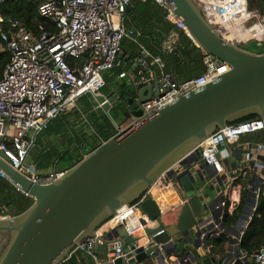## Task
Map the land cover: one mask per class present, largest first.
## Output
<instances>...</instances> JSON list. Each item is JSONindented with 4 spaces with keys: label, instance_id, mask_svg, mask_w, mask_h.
Masks as SVG:
<instances>
[{
    "label": "water",
    "instance_id": "water-1",
    "mask_svg": "<svg viewBox=\"0 0 264 264\" xmlns=\"http://www.w3.org/2000/svg\"><path fill=\"white\" fill-rule=\"evenodd\" d=\"M164 1L182 19L193 43L227 63L230 70L199 90L181 93L173 103L152 113L144 112L142 104L160 95L161 83L135 89L139 101L130 99L132 106L128 107L133 121L89 153H81L82 159L50 185L35 183L0 152L3 176L33 200L21 214L2 215L0 264H63L78 245L96 237L103 224L135 203L217 130L251 116L264 120V53L251 51V45L227 41L208 23L194 0ZM248 1L251 5L255 2L264 14V0ZM126 23L130 25V20ZM132 32L137 33L136 29ZM173 57L179 60L177 53ZM95 100L104 112L112 109L105 96ZM180 184L188 201L171 228L159 234L164 227L156 225L146 228L143 235L130 236L118 227L105 236L108 254L115 255L118 245L122 249L123 256L115 264H236L241 253L232 245L218 256L208 257L207 252L216 248L211 247L213 237L208 233L211 219H206L210 206L204 197L205 185L197 184L192 174L182 177ZM140 209L154 220L160 215L152 199Z\"/></svg>",
    "mask_w": 264,
    "mask_h": 264
},
{
    "label": "built area",
    "instance_id": "built-area-1",
    "mask_svg": "<svg viewBox=\"0 0 264 264\" xmlns=\"http://www.w3.org/2000/svg\"><path fill=\"white\" fill-rule=\"evenodd\" d=\"M27 1L40 2L39 14L52 20L58 31L54 34L44 32L39 36L30 32L19 20L5 18L0 12L1 50L9 53V62L0 79V152L9 157L14 169L23 173L36 137L46 131L54 119L74 107L77 99L84 94L91 93L95 97L106 95L109 86L105 75L113 71L123 41L132 37L133 33L126 26L127 10L139 0ZM153 1L165 10L167 21L187 34L182 19L177 18L170 5L164 0ZM194 2L208 23L227 41L242 47L253 43L264 45V15L252 8L248 0ZM4 3L5 0H0V7ZM164 50L175 53V46L168 41ZM202 52L205 71L187 80L181 81L174 73L168 72L164 59L145 49L137 61L138 71L122 73L120 78L128 77L138 85L161 83L160 95L142 104L144 112L152 113L173 103L181 93L199 90L230 70L227 63ZM68 59L83 61L76 69ZM256 133L264 134V120L261 118L217 130L168 169L135 203L124 207L117 216L103 224L96 237L87 238L78 245L70 258L84 252L91 264H115V260L123 256L119 245L115 255L108 254L103 259L98 257V251L105 245V236L111 231L123 227L128 235L137 236L156 225L164 227L159 234L171 228L177 222L180 208L188 201L180 179L191 175L199 164L212 168L216 179H223L221 198L210 207V237H220L224 232V218L227 214L232 216L241 205V191H246L251 197V207L245 212V221L236 231L234 240L233 247L240 250V243L264 195V174L261 175L253 164H245L236 172L231 171L221 158V148L237 146L243 137ZM251 150V145L243 149L248 161L257 159L249 154ZM263 152L264 142L260 141L256 144L255 153L262 155ZM62 175L63 171H51L29 177L35 183L50 185ZM0 176H3L1 170ZM242 179L244 184H240ZM149 199L160 208L157 220L147 213L143 214L140 209L143 202ZM240 253L243 256L240 254L236 264L240 261L264 264V246L251 255L241 250Z\"/></svg>",
    "mask_w": 264,
    "mask_h": 264
},
{
    "label": "trees",
    "instance_id": "trees-1",
    "mask_svg": "<svg viewBox=\"0 0 264 264\" xmlns=\"http://www.w3.org/2000/svg\"><path fill=\"white\" fill-rule=\"evenodd\" d=\"M39 4L40 2L34 3L27 0H5V3L0 7V12L5 18L19 20L30 32L36 35L40 36L44 32L56 33L58 31L56 24L52 20L46 19L39 14ZM127 14L132 25L137 29V34L132 33V37L137 38V41L125 39L122 43V48H124L123 50L130 61H138L142 57V52L145 49L154 56H161L164 59L166 70L171 73L174 72L176 77L181 81L193 78L205 71L202 50L193 43L186 33L180 31L174 24L166 20L165 10L153 0L137 1L136 5ZM171 35L178 36V41L174 45V52L179 56L178 61L174 59V53H169L163 48L164 41L167 40L168 37H171ZM254 44L257 43L250 45L252 46ZM1 45L2 43L0 40V79L3 77L5 67L9 62V53L2 51ZM259 46L264 48V45ZM256 53H264V51H258ZM82 61L83 60L68 59L69 64L76 69L81 65ZM130 88L127 81L117 83L113 93L109 95V100L112 104V109L109 113L104 112L102 109H99L97 112L95 111L97 103L95 96L91 93L84 94L78 98L79 100L77 99L78 101H76L78 111L82 116L84 115L83 122H87V126L89 125L91 131L89 137L84 139L86 140V144L83 145L81 150L78 149L77 145L81 144L83 139H81L80 134L77 133L75 139H73L74 144L69 150L61 146L60 141L65 139L64 136L74 129V124H72L73 122L69 118L72 114L67 115L65 112L54 119L46 131L40 133L36 137L35 144L29 154L35 168L39 170H50L53 168L55 162L59 160L57 169L58 171H64L82 159L81 153H89L101 143L114 136L117 133L114 120L122 113H124L126 118L128 117L127 112L124 110V102L127 99L126 96ZM256 118L258 117H247L232 125ZM69 138L70 137L67 139ZM244 182L243 179L240 180V184H244ZM29 206L30 203L27 201L25 195L13 187L4 176H0V214L5 215L4 213L9 210L13 211L12 214L14 215L21 214ZM242 213L243 201L233 216L228 214L225 216L223 222L224 229L235 227L241 219ZM10 215L11 214L8 216ZM211 241L215 248L222 249V251L228 244L225 234L213 238ZM263 246L264 195L260 200L258 211L253 217L240 243V250L243 253L251 255L260 250ZM70 261L71 264H78V260L74 256L71 257ZM237 264L243 263L238 262Z\"/></svg>",
    "mask_w": 264,
    "mask_h": 264
},
{
    "label": "crops",
    "instance_id": "crops-1",
    "mask_svg": "<svg viewBox=\"0 0 264 264\" xmlns=\"http://www.w3.org/2000/svg\"><path fill=\"white\" fill-rule=\"evenodd\" d=\"M136 3L133 4L132 8L136 5ZM252 8L257 9V7L255 5H252ZM127 19L130 20V18L128 17V14L126 17V21H127ZM126 26H128L130 28L129 29L127 27V29L130 30L131 32H132V29H136V27L132 25L131 20H130V25H127V23H126ZM136 31H137V29H136ZM135 34H137V33H135ZM171 37H172L171 40H169L170 37H168L167 40L164 41V43H163L164 49H165L168 41H170V43H172L174 45L178 41L177 35H171ZM128 39H130L132 41H137V38H133V37H130ZM123 49L124 48L121 49V57L119 59L118 64H116L115 69L105 75V78H106V80L108 82V86H109V90L107 91L105 97L107 98V100L109 102H110L109 95L113 93L114 88L117 86L118 82L127 81L128 86L131 87L130 91L128 92V94L126 96L127 99L124 102V110L127 112L128 117L126 118L124 113H122L116 120H114V123L116 124L117 130L126 127L130 122L133 121L132 114L128 110V107L132 106V104H129L130 99H133L134 103L139 101V94H136L135 89L143 88L144 86H147V85H138L135 81H131L128 77L127 78H120V74H122V73H136L137 67H138V63L136 62L137 60L136 61H130L129 57L125 54ZM149 96H150V93L146 92V97H149ZM99 109H101V108L97 104L95 107V111L97 112V111H99ZM78 113H80V112L78 111L77 102H76L75 107L68 108L65 114H67V115L72 114V116L69 117L71 119V121L73 122L72 124H74V129H72V131H77L79 128L82 129L81 131L76 132V133H79L81 136V139H83L82 140L83 142L81 144L77 145L78 149L81 150L83 145L86 144V140H84V139L89 137V135L91 134V131L89 129V125L88 126L86 125L87 122L86 121L83 122L84 115L82 116L81 113L80 114H78ZM83 133H84V136H83ZM260 141L264 142V134L263 133H256V134L247 135V136L243 137V139L240 141V143L237 146L222 147L221 148V152H222L221 158L224 160L226 165L231 168L230 169L231 171L236 172L245 164H248V165L253 164L254 166L258 167L260 174L263 175L264 174V152L262 153V155H257L255 153L256 144ZM247 144H249V145H247ZM250 145H251L252 150L249 154L252 157L257 158V159H251L248 161L245 159L246 152H244L243 149L248 148V146L250 147ZM51 171H53V168L50 169L49 171H46L45 173H42L43 171L37 170V168H34V166L30 167V168L27 167L24 170V172L28 176L46 174V173H49ZM192 172H193L192 173L193 178L195 179V182L197 184L202 186V182L205 183L206 192L204 193V197H205L208 205L211 207L212 204H214L215 202H217L221 198L220 197V195H221L220 188H221V184H222L223 179L222 178H220L219 180L216 179L215 175H214L215 174L214 170L212 168H209V167L203 165V164H199V166L195 167ZM208 186H209L210 191H208ZM240 196H241V204L243 201V213H242L241 219L239 220V222L237 223V225L235 227L226 228L224 230V232L221 234V235L225 234L226 239L228 241V244L225 246V248L232 245V248L234 249L233 245H235L234 240H235V236L237 234L236 231L239 230V227L245 221V212H247L249 210V208L251 207L252 200H251L249 193H247L246 191H241ZM25 197L31 205L33 200L26 195H25ZM10 216H14V214H11ZM211 216H212V212H209L206 216V219L210 218ZM230 240L232 241V244H230ZM211 247H215L212 244V241H211ZM107 249H108V247L104 245L103 249L98 251V257L100 259H103V258L108 256ZM221 251H222V249H219V248H216L215 252L209 251V252H207L208 257H216L219 255V253ZM236 253H237V251H236ZM236 253L232 252V254H236ZM241 255L243 256L242 253H241ZM74 257L77 258L78 264H91V260L89 259V257H87L85 255L84 252H78L76 255H74ZM171 259H174V258H171ZM70 260H71V258L68 261H66L65 264H71ZM236 261H238V259ZM242 263L246 264L244 262H242ZM215 264H217V263H215ZM253 264H256V263H253Z\"/></svg>",
    "mask_w": 264,
    "mask_h": 264
},
{
    "label": "rangeland",
    "instance_id": "rangeland-1",
    "mask_svg": "<svg viewBox=\"0 0 264 264\" xmlns=\"http://www.w3.org/2000/svg\"><path fill=\"white\" fill-rule=\"evenodd\" d=\"M250 50L251 51H253V52H258V51H264V48L263 47H260L258 44H254V45H252L251 47H250ZM87 125V124H86ZM82 129L81 128H79L77 131H81ZM77 131H71V132H69V134H66L65 136H64V138L65 139H62L61 141H60V144H61V146L65 149V148H67L68 150L73 146V144H74V140L73 139H75V135H77ZM73 136V137H72ZM68 137H70L69 139H67ZM49 140V139H48ZM57 141V140H56ZM70 153L72 154V152L70 151ZM34 166V163L32 162V160H31V156L29 155L28 156V158H27V162H26V167H33ZM34 168H35V166H34ZM37 170H39V169H37ZM40 171H43L42 173H45L46 171H49V169H44V170H40ZM205 185V183H203L202 182V186H204ZM208 191H210L209 190V186H208ZM13 213V211H7L6 213H4L5 214V216H8L9 214H12ZM9 217V216H8Z\"/></svg>",
    "mask_w": 264,
    "mask_h": 264
},
{
    "label": "flooded vegetation",
    "instance_id": "flooded-vegetation-1",
    "mask_svg": "<svg viewBox=\"0 0 264 264\" xmlns=\"http://www.w3.org/2000/svg\"><path fill=\"white\" fill-rule=\"evenodd\" d=\"M250 5H251V3H250ZM252 5H255L257 7V4L255 2H252ZM257 9L260 10L263 13V11L261 10V8H258L257 7Z\"/></svg>",
    "mask_w": 264,
    "mask_h": 264
},
{
    "label": "bare ground",
    "instance_id": "bare-ground-1",
    "mask_svg": "<svg viewBox=\"0 0 264 264\" xmlns=\"http://www.w3.org/2000/svg\"><path fill=\"white\" fill-rule=\"evenodd\" d=\"M261 29V28H260Z\"/></svg>",
    "mask_w": 264,
    "mask_h": 264
}]
</instances>
